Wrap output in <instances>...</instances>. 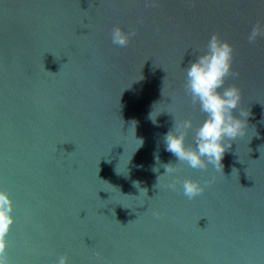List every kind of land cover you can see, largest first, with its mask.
<instances>
[{
	"label": "water",
	"instance_id": "95a60500",
	"mask_svg": "<svg viewBox=\"0 0 264 264\" xmlns=\"http://www.w3.org/2000/svg\"><path fill=\"white\" fill-rule=\"evenodd\" d=\"M156 3L0 0L10 264L64 254L68 264H264V36L248 41L253 26L264 29V0ZM115 26L136 30L126 47L112 43ZM213 33L234 46L238 75L226 85L240 88L249 131L225 152L224 174L178 165L207 184L189 200L170 177L158 183L162 165L178 162L163 137L175 118L203 119L184 68Z\"/></svg>",
	"mask_w": 264,
	"mask_h": 264
},
{
	"label": "clouds",
	"instance_id": "9594fccd",
	"mask_svg": "<svg viewBox=\"0 0 264 264\" xmlns=\"http://www.w3.org/2000/svg\"><path fill=\"white\" fill-rule=\"evenodd\" d=\"M156 6V0H145V7ZM135 35V29L125 32L120 26H115L111 31V41L118 47H126ZM258 36H264V29L259 24L253 26L248 36L249 43H254ZM194 52L195 59L184 68L183 87L190 97L191 104L198 107L203 119L195 126L190 117L174 119L172 128L163 137V142L165 150L173 154L178 162L162 165L165 173L158 177V183L162 176L170 177L167 187L176 190L179 185L183 195L189 200L201 195L207 184L177 175L180 170L178 165L186 164L195 170H207L208 166L212 165L224 174L221 161L225 152L231 148L233 142L245 137L249 131V112L240 107L241 90L235 84L226 85L229 78L238 75L233 71L234 46L222 39L218 33H213L203 49ZM237 111L238 115L235 114ZM153 112L149 114V119L156 123L157 117H153ZM135 123L133 121L131 125L134 134ZM190 132L193 134L192 144L186 142ZM138 140L140 147L143 140ZM134 186L147 196L146 188H141L138 182H134ZM14 210L11 194L0 189V264H10L7 238L15 223ZM153 214L160 216L159 212ZM55 264H68V256L61 255Z\"/></svg>",
	"mask_w": 264,
	"mask_h": 264
}]
</instances>
